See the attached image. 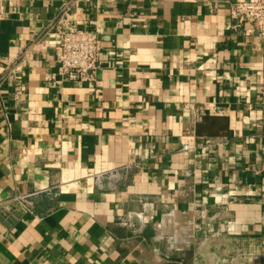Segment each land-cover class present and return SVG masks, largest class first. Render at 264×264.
<instances>
[{"label":"crops","instance_id":"crops-1","mask_svg":"<svg viewBox=\"0 0 264 264\" xmlns=\"http://www.w3.org/2000/svg\"><path fill=\"white\" fill-rule=\"evenodd\" d=\"M234 1L0 0V76L19 75L0 198L33 210L0 215V264H227L264 243V39ZM64 3L101 38L91 80L60 73Z\"/></svg>","mask_w":264,"mask_h":264},{"label":"built area","instance_id":"built-area-1","mask_svg":"<svg viewBox=\"0 0 264 264\" xmlns=\"http://www.w3.org/2000/svg\"><path fill=\"white\" fill-rule=\"evenodd\" d=\"M71 13V6L64 3L59 14L50 21L47 32H54L59 36L60 73L69 78L91 80L95 78L96 71L102 64V41L96 29L73 24ZM231 15L244 20L246 31L258 32L264 39V0H236L232 3ZM15 71L11 68L0 76V87L4 79L18 78V72ZM20 89L18 84V90ZM195 139L194 133L184 135L182 150H195ZM32 212L29 193L0 198V215L7 219L18 220ZM224 260L229 262L227 258Z\"/></svg>","mask_w":264,"mask_h":264},{"label":"rangeland","instance_id":"rangeland-1","mask_svg":"<svg viewBox=\"0 0 264 264\" xmlns=\"http://www.w3.org/2000/svg\"><path fill=\"white\" fill-rule=\"evenodd\" d=\"M222 249L230 248L229 244H224ZM237 254L227 258L230 263L227 264H264V243L241 241L234 246Z\"/></svg>","mask_w":264,"mask_h":264},{"label":"bare ground","instance_id":"bare-ground-1","mask_svg":"<svg viewBox=\"0 0 264 264\" xmlns=\"http://www.w3.org/2000/svg\"><path fill=\"white\" fill-rule=\"evenodd\" d=\"M171 215H172V214H171ZM170 223H171V222H170ZM182 230H183V229H182ZM185 230H186V229H185ZM178 232H179V231H178ZM176 233H177V232H176ZM176 233H175V234H176Z\"/></svg>","mask_w":264,"mask_h":264},{"label":"water","instance_id":"water-1","mask_svg":"<svg viewBox=\"0 0 264 264\" xmlns=\"http://www.w3.org/2000/svg\"><path fill=\"white\" fill-rule=\"evenodd\" d=\"M195 264H198L197 262Z\"/></svg>","mask_w":264,"mask_h":264}]
</instances>
